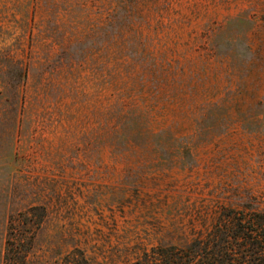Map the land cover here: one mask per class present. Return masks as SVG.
<instances>
[{
  "label": "rangeland",
  "instance_id": "obj_1",
  "mask_svg": "<svg viewBox=\"0 0 264 264\" xmlns=\"http://www.w3.org/2000/svg\"><path fill=\"white\" fill-rule=\"evenodd\" d=\"M248 208L264 0H0V264H129Z\"/></svg>",
  "mask_w": 264,
  "mask_h": 264
},
{
  "label": "trees",
  "instance_id": "obj_2",
  "mask_svg": "<svg viewBox=\"0 0 264 264\" xmlns=\"http://www.w3.org/2000/svg\"><path fill=\"white\" fill-rule=\"evenodd\" d=\"M247 210H224L208 230L189 242L151 248L129 264H264V213ZM26 260L22 246L16 248L8 240L2 264H26ZM60 264L93 263L83 250L74 248Z\"/></svg>",
  "mask_w": 264,
  "mask_h": 264
}]
</instances>
